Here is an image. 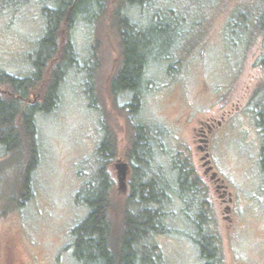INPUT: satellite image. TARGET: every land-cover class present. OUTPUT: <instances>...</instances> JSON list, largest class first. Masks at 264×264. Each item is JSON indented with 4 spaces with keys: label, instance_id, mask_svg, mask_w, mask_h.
I'll return each mask as SVG.
<instances>
[{
    "label": "rangeland",
    "instance_id": "374dc122",
    "mask_svg": "<svg viewBox=\"0 0 264 264\" xmlns=\"http://www.w3.org/2000/svg\"><path fill=\"white\" fill-rule=\"evenodd\" d=\"M115 2L106 3L93 21L80 16L69 34L78 66L65 75L56 107L34 118L40 155L31 174V197L10 212H4L7 204L0 201V264H80L72 256V230L88 209L75 198L95 177L97 147L107 134L121 153L105 167L113 191L116 196L130 191L129 168L124 182L116 168L127 163L126 123L105 91L116 49L104 52L106 47L100 43L98 71L93 66L87 73L85 68L91 66L97 35L115 45L108 36ZM44 7L56 6L51 0H0V71L22 79L31 76L29 55L45 32ZM260 9L256 0H151L142 8L125 10L144 27L160 18L152 26L161 49L146 64L135 116L138 125L158 131L147 173L162 180L167 191L160 210L169 232L146 241L149 248L156 245L145 251L154 264H205L192 241L200 212L209 219L205 227L220 238L216 264H264L262 139L255 115L256 103L264 104V68L259 63L264 41L253 28ZM87 79L90 96L100 110L89 106ZM97 79L102 90L94 91ZM29 100L39 101V97ZM221 119L222 125L211 136L208 159L232 199L229 213L220 204L211 173H204L207 159L198 149L201 122L216 125ZM180 156L190 160L200 189L198 196L186 193V200L178 193L174 169ZM7 159L0 149L1 165ZM13 169L0 167V195L11 196Z\"/></svg>",
    "mask_w": 264,
    "mask_h": 264
},
{
    "label": "trees",
    "instance_id": "16d2710c",
    "mask_svg": "<svg viewBox=\"0 0 264 264\" xmlns=\"http://www.w3.org/2000/svg\"><path fill=\"white\" fill-rule=\"evenodd\" d=\"M51 1L56 7L42 9L45 32L29 55L33 69L31 76L22 79L0 71V149L8 156L3 165L14 168L11 196L7 197L6 193L0 195V201L5 200L7 204L4 205V212L22 208L31 197V174L40 155L34 118L36 114H47L56 107L59 87L65 75L71 68L78 66L77 52L69 36L75 22L80 16L93 21V16H99L106 3L114 2ZM256 1L261 9L255 14L253 28L258 29L257 32L264 41V0ZM150 2L151 0H116L109 16L108 30V36L115 45L112 43V47L110 42L106 43L102 36L97 35V40L92 45L91 57L94 61L91 58V66L85 65L87 73L93 66L98 71L100 63L95 62L101 61L100 48L98 49L100 43L102 47H106L104 52L116 49V57L105 82V91L115 106L114 109L125 119L127 134L123 154L132 177L129 193L125 195L123 192L122 197L116 196L110 172L105 167L121 153L107 134L97 147L99 168L95 177L83 185L75 198L77 204L88 209L86 217L72 230V256L80 264H154V260L145 253L149 248L146 241L152 236L169 232L162 223L164 213L160 210L163 201H166V188L162 180L160 182L149 178L147 173L154 150L153 140L158 131L149 126L138 125L135 121L146 64L150 57H154V52L161 49L156 28L152 26L159 23L160 18L144 27L131 20L125 12L130 7L142 8ZM259 63L264 68V53ZM168 72L172 73V66L168 68ZM88 79L85 95L90 100L89 106L100 110V104L94 103L90 96ZM100 82L97 79L94 91L97 88L102 90ZM30 96H34L35 100L39 97V101H30ZM255 106L256 125L262 139L260 164L264 174V104L256 103ZM101 124L103 130L107 131L105 124ZM174 163L181 199L186 200V193L198 196V178L188 157L180 156ZM3 165L0 163V167ZM131 206L135 211L130 210ZM208 220L205 214L198 213L194 220L195 235L192 241L205 264H216L220 254V238L213 233L215 231L205 227ZM150 246L156 247L153 244Z\"/></svg>",
    "mask_w": 264,
    "mask_h": 264
},
{
    "label": "flooded vegetation",
    "instance_id": "af4514ba",
    "mask_svg": "<svg viewBox=\"0 0 264 264\" xmlns=\"http://www.w3.org/2000/svg\"><path fill=\"white\" fill-rule=\"evenodd\" d=\"M223 119L221 121H217L216 125L215 123L208 124L207 122H201V127L198 130V137H199V143L200 145L198 146V149L205 154V158L207 159L205 164L208 166L205 168V175H208V173H211L210 180L214 184L216 193L218 194V197L220 199V204L224 207V210L226 213H229L231 211V207L229 206L230 203L232 202V199L229 197V193L226 190V187L223 185V180H220L217 175L213 177V172H212V167L210 165V160L208 159L209 157V147L211 143V136L214 134V130L218 129L222 123ZM210 169V170H209ZM226 219H229L226 217Z\"/></svg>",
    "mask_w": 264,
    "mask_h": 264
},
{
    "label": "water",
    "instance_id": "95a60500",
    "mask_svg": "<svg viewBox=\"0 0 264 264\" xmlns=\"http://www.w3.org/2000/svg\"><path fill=\"white\" fill-rule=\"evenodd\" d=\"M116 168L119 170V174H120V179L124 182L126 177H127V171H128V165L126 163H121L116 165ZM210 170V169H209ZM216 176V174H213L214 178Z\"/></svg>",
    "mask_w": 264,
    "mask_h": 264
}]
</instances>
